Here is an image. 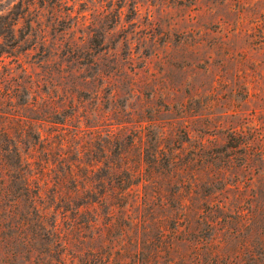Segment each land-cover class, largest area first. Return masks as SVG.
<instances>
[{
	"label": "rangeland",
	"instance_id": "rangeland-1",
	"mask_svg": "<svg viewBox=\"0 0 264 264\" xmlns=\"http://www.w3.org/2000/svg\"><path fill=\"white\" fill-rule=\"evenodd\" d=\"M0 104L111 195L0 264H264V0H0Z\"/></svg>",
	"mask_w": 264,
	"mask_h": 264
},
{
	"label": "trees",
	"instance_id": "trees-1",
	"mask_svg": "<svg viewBox=\"0 0 264 264\" xmlns=\"http://www.w3.org/2000/svg\"><path fill=\"white\" fill-rule=\"evenodd\" d=\"M8 115L0 106V245L10 242L9 247L16 249L19 239L26 252L36 251L31 240L52 237L58 241V214L64 218L67 211L79 212L71 205L63 207L64 212L59 206L50 212L42 204H106L110 199L106 193V140L100 150L105 154L102 161L77 158L70 162L61 157L54 172L49 163H35L25 156L21 144L26 134L7 127ZM96 170L104 173L96 177Z\"/></svg>",
	"mask_w": 264,
	"mask_h": 264
}]
</instances>
